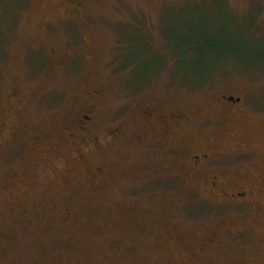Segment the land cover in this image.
<instances>
[{"label":"rangeland","instance_id":"1","mask_svg":"<svg viewBox=\"0 0 264 264\" xmlns=\"http://www.w3.org/2000/svg\"><path fill=\"white\" fill-rule=\"evenodd\" d=\"M249 1L0 0V264H264L261 181L240 215L208 205L188 177L166 182L165 193L161 180L145 178L181 163L172 149L229 153L252 136L244 118L215 106L223 94L241 96L244 67L263 59L258 23L253 34L243 17ZM187 43L193 50L172 60ZM94 89L103 92L94 129L103 144L82 148L81 161L63 146L62 127ZM146 108L192 121L155 147L161 127L149 125ZM115 126L121 132L109 138ZM208 229L221 242L201 249Z\"/></svg>","mask_w":264,"mask_h":264},{"label":"flooded vegetation","instance_id":"2","mask_svg":"<svg viewBox=\"0 0 264 264\" xmlns=\"http://www.w3.org/2000/svg\"><path fill=\"white\" fill-rule=\"evenodd\" d=\"M249 4L243 17L251 16L253 34L255 33L253 26L256 22L258 23V37L264 41V0H250ZM78 5L80 6L81 3H78ZM244 70L246 71L247 80L243 94L241 96L223 94L217 98L215 106L221 112L227 113L226 115L230 120L234 121L240 117L244 118V126L248 133L253 129L252 136H248L241 144L235 143L234 150L229 153H221L214 146L202 149L197 144L196 149L185 147L179 152L172 149L170 153L180 158L181 163L167 167L165 171L158 172L155 175L147 173L146 182L161 180L162 189H164L165 193L166 182H180L188 177L199 182L208 205L215 206L214 204L217 205L220 202L223 203L224 207H230L232 212L240 215L245 214L247 210L253 207L254 199L263 190L262 184H264V49L260 65L258 67L246 66ZM254 70L258 71L259 79L257 81H253L250 78L251 71ZM102 95V90L94 89L89 91L86 105L82 106L76 115L71 116L62 127L65 133L63 146H73L76 149L77 158L81 161H84L82 148H101L103 144V140L100 139L94 130L97 125L96 101ZM142 115L149 125L161 127V131L150 139V143L155 147L162 146L163 140L170 138L174 132H181L192 121V116L181 110L162 114L158 109L146 108L142 111ZM11 122L13 124L16 123L15 121ZM209 122L211 121L208 120L207 124ZM120 132L121 126H115L106 131L108 137L112 139L117 138ZM12 133L19 134L15 125H13ZM234 138L229 137L228 143H234ZM249 164H258L260 168L257 172L249 171L247 174L245 173L246 175L243 174V171L237 170L239 167L246 169ZM99 173H101L100 169L97 170V174ZM94 178L95 175L92 176V179ZM257 180L261 181L262 184L258 185ZM187 209L185 210L188 215L193 214L191 217H200L206 214L208 215L206 216L208 220H213V216L218 214L217 210L213 211L209 208L202 210L205 213H192ZM211 212L212 214L209 215ZM226 212H231V210L228 209ZM259 215L261 217L264 216L263 212ZM261 221L264 222V218ZM242 235H245V232L235 235V237ZM205 238L207 240H200L199 246L201 249H204L207 245L209 246V244L220 243L222 236L214 229H208ZM190 247L191 245L187 244L188 250ZM195 255L196 253L191 252L189 259L191 260Z\"/></svg>","mask_w":264,"mask_h":264},{"label":"trees","instance_id":"3","mask_svg":"<svg viewBox=\"0 0 264 264\" xmlns=\"http://www.w3.org/2000/svg\"><path fill=\"white\" fill-rule=\"evenodd\" d=\"M2 25H1V23H0V27H1ZM0 40H1V35H2V33L4 34V31L3 30H1V28H0ZM204 48V47H203ZM190 49H192L193 50V45H192V43H187V44H185V47H180L179 46V48H177V50H176V54L174 55V54H172V60L174 59L176 62H179L180 60H181V58H183L184 57V54H185V52H187V51H189ZM150 51H152L154 54H156V55H158L159 57H161L158 53H156V52H154L153 50H150ZM178 52H179V54H178Z\"/></svg>","mask_w":264,"mask_h":264}]
</instances>
